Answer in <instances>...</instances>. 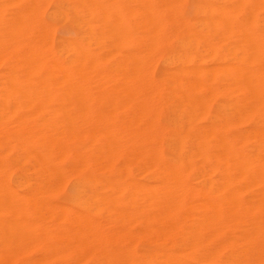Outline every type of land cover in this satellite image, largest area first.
Here are the masks:
<instances>
[{
  "label": "bare ground",
  "instance_id": "6f19581e",
  "mask_svg": "<svg viewBox=\"0 0 264 264\" xmlns=\"http://www.w3.org/2000/svg\"><path fill=\"white\" fill-rule=\"evenodd\" d=\"M5 1L6 0H4L3 3L8 4L10 0H7L8 2H5ZM17 1H18V4L13 3L12 1L10 3H13V4L17 5V7H19L18 11L16 9L15 10H16V12H18L17 14H20L21 17L19 15H17L16 13L14 14V17L17 18L16 16H18V17L22 18L24 15L26 17L21 19L22 22L18 21V24H16V22H14L16 25L11 22L12 25L13 26L15 25L17 27V26L23 24V28H24L26 26V24L23 23V20H25L24 22L27 23V20H28L27 18H29V17H30V20H31V18L33 19V22L28 20L30 23H32V24L36 23L34 21V18H33V16H34L33 13H35L34 11L41 9L43 4H45L46 2L44 0H41V2L44 1L42 3L41 7L36 8V10H35V9H32V7H34V8L36 7V6H34L35 4L33 5V3H34V1L36 2L38 0H17ZM57 1L58 0H56L55 2H57ZM87 1L82 0L81 3H83V2H84V4H85V2L89 3V1H91V0H87ZM92 1H95V0H92ZM97 1L98 0H96V2ZM113 1L118 2V0H111V3H113ZM145 1H146V3L144 4L143 9L142 10L140 9L139 11H140V13L142 11L141 16H144L145 22H148V25H149L148 31L146 30V33H145V34H147V39H146V36H145V40L143 39L146 42L141 43V41H143V40L140 41L139 40L140 37H138L137 34L135 35L134 47L132 48L131 52H130V50H128L129 71L127 70L128 64L126 66L122 61V60H124V62H125L123 55H120L122 58H118L117 61H119V60L122 61L121 65L124 64V67H125L124 69H126V70H122V68L119 66V63L117 64L118 65L117 66L116 62L114 61V64L116 65L115 66L113 63H111L112 61L110 62L113 65V67H116L117 71L120 69V72H118V73L120 74V77H122V78L119 77L118 73L115 75L116 70H114L115 68H113V67H112V69H113L112 73H111V70H110V72H108L105 69H103L102 67L101 68L106 73L101 69H99V71H98V68H96V66H97L96 63H99L100 61L98 62V60H97L98 58H95V60H94V57H92V56L97 55V53L95 55H93L92 53H94L95 51L90 52L89 49H87L86 52H89V53H87L89 55L91 53L90 57H92L91 58L92 60L88 59V58H90L89 55H86L85 57L82 56V57H84V59H87L88 61L91 60V61H89V63L91 62V64H89V66L81 64V63L85 62V61H83L84 59L82 60L81 63H79V61L81 60V57L80 58L78 57L79 59L77 58L76 59L77 61H75V63L77 62L78 64H80V65L76 64V65H78L76 68H74L76 65L72 67L71 64H70V66L72 68L68 67L67 66L68 61H66V60H64L65 65L60 63V61H58L59 59H56L53 56L51 48L49 46V44L51 45L52 40L50 43V39L48 38L49 44L47 43L48 45L46 44V45H43L44 47H42L41 40L40 41L36 40L35 42H33L31 40L33 38L30 39V38L26 37L25 35L22 34V32L20 34H18V36H17L14 33V30L12 29V27L8 25L9 21L7 20L8 21L7 25L9 26V28H7V30L10 31L9 32L10 35L14 34L12 36L15 37L14 41H13V39H11L10 42H12V43H10V42L8 43L9 45H11L9 50H10L11 54H13L11 51L17 50L16 56H18V57H14V58H18V60L16 59L18 61V64H16L15 59L12 58L13 56L10 54L11 60L15 61V62L13 61L15 65L12 64L13 62L12 63L10 62L9 65H11L12 68H15L14 66H16V65L18 67H16V70H17L15 72L16 75L13 76V78H11V80H13V82L15 81L14 82L15 87L13 85H12L13 87H11V85L8 84L9 82L7 83V85H8V87L10 86L9 90L11 88L14 89L13 93L17 95V98L14 97V99H13L12 96L10 98H8L10 93H11V90L9 91V93L7 95L6 94L8 92L7 91L8 89L6 88L7 85H5L6 87L4 88L6 90V92H5V90L0 89L1 92L2 91H3V93L5 92L4 94H2L0 92V97L2 95L1 100H2V98H3V100H5L4 98L6 97V95L8 96L6 98V100L8 102L5 100L6 101L5 105H7V106H5V108L9 107L10 102H12L14 104V105H11L12 107H10V110L12 111L11 113L9 112L8 108L7 109L4 108L5 110L2 107L0 108V110H1L0 112H2V110H4V111H7V113L4 112V114H7V115L9 114V116H6L3 114L5 116V118H3L4 116L2 117L3 121L5 122L4 119H6V121H7V118H8L9 122L7 121L8 122L7 127L11 126L13 124L12 125L13 128L12 129L7 128V130L9 129L8 131L6 130V128H3V129L1 128L0 130H2V133H3V131L5 129L7 131V135H8L7 138L9 137L10 140L12 138L16 139V141L18 143H16L14 140L15 143H13V144H14V146H15V144L16 145L18 144L15 147L16 148L18 147L17 151H20V152H18V154L21 153L19 156L20 157L22 156L24 160H26L27 158L32 159V164L29 165L30 167H33L32 165H35V166L37 165V167L39 168V174L37 173L39 180H37V182H35V184H34V187H32L33 184L31 185L29 183L30 180L27 181V179L21 175L22 177H19L18 179H16L17 182H16L15 186L21 187V188L25 189V191L22 194L19 193V191L16 192V190H14V188L11 186L10 182L7 180V179H9V178H7V174L10 171L9 170L10 168H8V166L10 167V165H7V168H6V166L3 164L4 160H3V162L0 160V264H5L6 263L5 261H8L6 259L8 257H9L8 259H10L9 261L12 262L11 256H13V259H14V257H15L14 255L22 253V252H20L22 248L25 251L27 248L25 249V247H23V246L27 243H29V245H30L31 242L35 243V244L32 243L33 246L37 245L39 247V249H41L43 252L49 254V256L50 255H51V257L53 256V258L54 257L62 258L64 256V254L67 253L68 250H72L73 252L75 250H77L76 251L77 253H78V250H81V252H82V250H86V251L88 250V251H97V253L99 252L100 255H103L102 257L105 259V264H121V262H119V261H121L123 258H125L126 251L129 252L128 249L130 247L127 246L128 249L126 248V250H124L125 247L124 248L122 247L123 250H121V249L116 250V249H107L106 246L105 247L102 246L103 241L105 242V240H109L110 238L114 237V235H112L111 232H109L110 229L108 230V228L106 227V225L108 226V224L110 222H107L108 224L107 223L104 224V222L101 221L102 225H100L101 222H99V220H101V219L97 220V218H95L93 216L92 210L95 211L96 209H93L92 206H91L92 209L90 208V206L84 205V207L82 209L74 210V209H71L68 205H67L68 207H65L66 205H64L63 203L62 204L57 203L55 198L52 197L53 194H56V192L58 193V190L55 189V188H57L56 186L58 185V181L61 180V182H63L65 180V178L63 176L65 175V177H66V174L73 176L76 180L75 195L73 198L79 204L88 203V202H91V204H92V202L93 203L99 202L100 205L101 204L104 205L107 203L108 204H110V203L115 204L118 202L124 203L126 206L124 205L123 209H122V207L115 206L117 204L113 205V206H115V208L110 207L109 205H107V207L112 208V212H114V213L116 212V216L118 215L117 217H119V215L123 214L122 215V218H123L124 214H127L124 217L128 218L129 217L128 214H131L132 216H134L136 218V221H137V219L140 221H143L144 226H143V229L140 230L141 231L140 233L146 234L150 231L154 232L156 234L155 237L159 238V240H162L163 242H165L171 238L173 240V245H175V246L180 245L179 244L180 235H181V232H183V231L189 232L188 233L189 235L196 234L198 236L200 233L205 232V231H207L208 234L210 233V235H213L215 233L214 228H216L218 226V225L216 226V224L214 225V222H216V223L219 222L220 225L223 224L222 226L225 229H229V231L233 232V234H234L233 238L236 237L237 239H239V242L237 243L239 246L238 249H240L242 252H244V256H247L248 259L250 256L249 262L252 259L251 256L253 254H257V252H258L257 250L264 245V193H263L264 190L261 189L262 187H264V150L262 149L264 147V66H263L264 64H261L263 67H260V68L258 67V69H252L253 67H251V66L249 67L248 64H246L247 68H243V67H246V65L243 64L244 66L242 67L241 66L242 64H239V67L241 66L240 68H242V69H239L238 65H237L238 63L237 64L231 63L232 65H230V63H227L228 64L227 66H229V67L225 66L226 64L223 63L224 65L223 64L222 65L226 68H230V70H231L230 66L233 67V65H234V68H232V72H227V70H226V72H223L224 68L220 69V70H222V72H220L218 70V72L220 74H219L218 80H216V82H214V81L209 82V83L204 82L203 78H202L204 75V71L189 72L188 70H186L187 67L184 71L185 72L184 74L178 75L172 79L171 84L160 83V82H158L159 80L154 81L152 78L153 76L151 75L152 71L151 72L148 71V70H150L149 66H153V65L147 64V66H148V68H147L146 63L151 62L153 57L151 56L152 54L150 55V53L153 52L152 50L158 44V40H159L160 35L162 33V30H163L162 29V23L160 21L161 20L160 14H159L160 11H162V10H160L161 9V8H159L160 6L158 7V5L155 4L153 0H145ZM255 1L256 0H254V2ZM0 2L2 3V1H0ZM41 2H38L39 4H37V6H39ZM117 2H116V4L119 6V4H118L119 2L118 3ZM120 2L122 3V0ZM3 3L0 5L2 6ZM248 3H249V0H234V3H232L231 5H226L225 7H221V8L218 7L219 11H217L218 10L217 8H213L214 10L217 9L216 10L217 16H215L216 18H215L214 22L219 27H222L223 29L229 30L231 32H232V30H234L233 32H235V30H238L240 32V30H241L240 34L242 35V38H240L239 37L240 35H239L237 37V41L239 39H243V41L244 40L248 41V42L244 43V44H247V46L250 44V46L256 45V47H258L264 42L261 33L260 34H257V32L254 33V31H252L251 28H247V26H246V28L244 27V29L243 28L241 29L240 25L236 22L235 17L233 15L234 5L235 6L236 5L243 6V5H246ZM59 4L61 5L60 1H59ZM136 4H138V3H136ZM57 5H58V2H57ZM90 5H93V3L89 4V6ZM98 5H99V3L97 4V6ZM120 5H122V4H120ZM128 5L126 4L127 7H129V8L132 7L131 4H130L131 6H128ZM197 5H199V4H197ZM200 5H202V4L200 3ZM261 5H262V3H261ZM55 6H56V4H55ZM238 6H237V8H238ZM254 6H256V4H254ZM9 7L11 8V5ZM75 7H77V6L75 5ZM75 7L72 8V10L75 9ZM79 7H81V6H79ZM200 7H202V6H200ZM200 7H198V9H200ZM212 7H216L215 4ZM4 8H5V6L3 7V9ZM88 8L89 7L87 6V9ZM92 8L94 9L96 7H92ZM92 8H90V9H92ZM116 8H117V6H116ZM118 8L120 9V7H118ZM129 8H127L128 10H125L126 13H124V14H126V15H124L123 18L128 16L127 11L129 12ZM132 8L136 9V11H137V9H139L138 6H137V8H135V7H132ZM163 8H165V7H163ZM237 8H236V10H237ZM84 9L85 10H82V8H81L80 12H82V11H84V13L87 12L86 8H84ZM205 9H207V8H205ZM249 9H251V7ZM8 10H9V8H8ZM8 10L4 9L5 12H7ZM31 10H33V11L31 12ZM0 11L2 12L1 7H0ZM121 11H123V10H121ZM121 11L117 10L116 13L120 14ZM139 11L137 12V14L140 16ZM240 11H241V9H240ZM12 12L14 13L15 11H12ZM30 12L32 15L30 14ZM40 12L41 11L39 10L38 13L40 14ZM57 12H54L55 15ZM90 12H92V11H90ZM90 12H88V14H90ZM134 12H135V10L133 11V13ZM258 12H260V10ZM114 13H115V11H114ZM234 13H236V12L234 11ZM28 14H30V15H28ZM74 14H76V13H74ZM117 14H116V16H117ZM129 14H130V12H129ZM244 14H245V12H244ZM244 14L242 13L243 16H244ZM57 15H59V14H57ZM82 15H84V14H82ZM108 15L109 16L111 15L112 18H114V16H115L113 13H110ZM121 15L123 16V14L118 15V17L115 16L117 19L116 20L117 23L114 21V19L111 18L113 20V23L115 22L114 24L110 22L111 19L108 16V21H109V22L107 21L108 25H109V23L111 24L112 27L115 25L114 26L115 29H116V27H118V24L120 26L121 21L119 23L118 20H120L119 18ZM0 16H3V15H0ZM85 16H87V15H85ZM141 16H140V18H138V21H139V19L141 20V18H142ZM9 17L12 18L13 15L12 16L9 15ZM61 17H62V15H61ZM245 17H246V14H245ZM253 17H255V16H253ZM58 18L59 17L57 16V19ZM0 19H2V18H0ZM4 19H5V16H4L3 20ZM60 19H62V18H60ZM84 19H86V17ZM87 19H89V18H87ZM5 20H4V22H6ZM205 20H206V18H205ZM210 20H212V19H210ZM258 20H257V22H258ZM29 22L27 24H30ZM71 22H73V21H71ZM79 22H80V20H79ZM90 22H92V21L90 20ZM162 22H163V20H162ZM47 23L45 24L46 26H47ZM204 23H205V21H204ZM82 24H84V23H82ZM116 24H117V26H116ZM123 24L125 25L124 28L126 27L125 29H127L125 21H123ZM4 25L0 24V26L2 28ZM106 25L104 26V27H106V28H104L105 33L108 32V28H109V27L107 28L108 25L107 26ZM129 25H130V23H129ZM164 25H165V23H164ZM176 25H177V23H176ZM263 25H264V23H263ZM15 26H14V28L16 29ZM31 26L34 27V25H31ZM31 26L28 25L27 29H29V27H31ZM96 26H98V25H96ZM111 26H110V28H111ZM136 26H137V24H136ZM5 27L3 28L4 29L3 32L6 33V36H8L6 38L7 39L6 41L8 42L10 40V38H12V37L9 35V33L5 32L6 31ZM19 27H21V26H19ZM48 27L46 29L49 30ZM51 27H52V25H51ZM85 27H88V25H85ZM131 27H130V29H131ZM39 28H40V25H39ZM80 28H81V26H80ZM179 28H177V30ZM135 29H137V28H135ZM209 29H210V27H209ZM20 30H22V29H20ZM38 30H40V29H38ZM24 31H25V29H24ZM43 31H44V28H43ZM126 31L127 30H125V33H123L121 27L117 28V33L122 32L123 34H121L120 36L122 37V35H124V37H126L125 39H127V37H128V34H127L128 31L127 32ZM183 31H185V30H183ZM238 31H237V33H238ZM92 32H94V30ZM109 32H110L109 34L114 33L113 31H110V30H109ZM209 32H211V31H209ZM49 34H47V35H49ZM88 34H89V32H88ZM126 34H127V36H126ZM131 34H132V32L130 33V35ZM163 34H164V32H163ZM217 34H219V33H217ZM132 35L134 36V34H132ZM176 35H177V32H176ZM101 36H102V34H101ZM107 36H108L107 38L110 39V36L109 35H107ZM116 36L117 35H115V37ZM95 37H96V35H95ZM99 37L100 36H98V34H97L96 39H98ZM105 37H106V35H105ZM90 38H92V37H90ZM90 38H88V39H90ZM131 38H133V37H131ZM99 39H101V38H99ZM102 39H103V37H102ZM0 40H1V37H0ZM17 40H18V42H17ZM106 40L108 41V39H106ZM119 40L121 41V39H119ZM233 40H235V38H233ZM15 41L17 42L18 45L15 44L16 43ZM112 41H110V42H112ZM240 41H238V42H240ZM101 42L104 43L103 40H101ZM101 42L99 41V43H101ZM116 42H118V41L116 40ZM159 42H160V40H159ZM1 43H2V41H1ZM108 43H109V41H108ZM216 43H217V40H216ZM76 44L80 45L79 42ZM105 44H107V43H105ZM63 45L64 44L62 42V46ZM79 45H77V47ZM110 45H112V44H108V47H110ZM113 45H114V47L117 46V44H114V43H113ZM1 46H2V44H1ZM17 46H18V48H17ZM73 46H74V44H73ZM73 46L71 48H73ZM229 46H228V48H230ZM232 46L233 45H231V47ZM236 46L237 45L235 44L234 48H236ZM12 47L17 48V49H14ZM75 47L76 46H74V48ZM94 47H96V46H94ZM97 47H98V45H97ZM104 47H105V45H104ZM256 47L254 49H256ZM100 48H101V46H100ZM105 48H107V47H105ZM244 48L245 47L243 46V50H246V48L245 49ZM2 49L0 50V52L2 51ZM68 49H69V47H68ZM206 49H207V47H206ZM237 49H239L238 46H237ZM64 50H65V48H64ZM100 50H103V49H100ZM104 50L106 52L108 49L107 50L104 49ZM112 50H116V51L114 52ZM112 50H111V52L108 50L107 54L110 53V56H111V54H114V53L117 54L118 51L116 48H114ZM125 50H127V49H125ZM240 50L241 49H239V51ZM257 50L259 51V49H257ZM77 51H78L77 54H82V52L80 53L79 50H75V52H77ZM91 51H92V49H91ZM228 51H229V49H228ZM239 51H237V52H239ZM209 52H210V49H209ZM240 52H242V50ZM249 52L250 51H248V54H249ZM158 53H156V55ZM253 53H254V51H252V54ZM148 54L151 56V59H150ZM257 54H260V53L258 52ZM13 55H15V53ZM98 55H99L98 57H101L103 54L100 53ZM168 55H169V53L167 54V56ZM249 55L251 57H249ZM249 55H247L249 57V59H252L253 55H251V53ZM147 56L149 58H147ZM153 56H155V55H153ZM179 56H181V54ZM206 56H208V55H206ZM2 57H5V56L3 55ZM68 57H67V59H68ZM107 57L109 59V56H107ZM154 58L156 59L157 57L155 56ZM178 58H181V57H177V59ZM253 58H255V56H253ZM64 59H66V58H64ZM71 59L75 60V57L74 56H73V58L70 57L68 59L69 62ZM114 59L116 60V58H114ZM226 59H228V57H226ZM245 59H247V58L245 57ZM1 60H3V59L1 58ZM258 61L260 62V60H258ZM72 62H70V63H72ZM185 62H187V61H185ZM66 63H67V65H66ZM263 63H264V61H263ZM72 64H74V62ZM111 64H110V68H111ZM161 64H163V63H161ZM12 65H14V66H12ZM219 65H220V63H219ZM254 65H255V63H254ZM94 67L96 68V70L93 69ZM204 67H206V66H204ZM216 67H218V66H216ZM235 67H237V69ZM86 68H87V71H86ZM99 68H100V66H99ZM152 69H153V67H152ZM190 70H192V69H190ZM230 70L228 69V71H230ZM233 70H234V72H233ZM9 71H8V76H6L5 78H7V77L9 78ZM96 71H98L97 73H99V74H97ZM102 71L106 75H104L102 73ZM123 71L129 72L126 79H129L130 84L129 83L126 84V86H127L126 88L124 85V87L121 90V93H120V91L117 93L118 89H120V88L118 86H116L114 88L115 84H117V82L114 83V80L116 78L118 80L120 79L119 82L121 81V79L124 80V77L126 74ZM186 71H188V72H186ZM4 72H6V70H4ZM121 72H123V73H121ZM108 73H109V76H108ZM0 74H2V73L0 72ZM4 74L5 73H3V75H1V76L4 77L5 75H7V74H5V75ZM112 74L115 75L114 78H113ZM121 74L122 75L124 74V77ZM12 75H13V71L11 72V77H12ZM110 76H111V80H112L111 82L112 83L109 84V83H107V80H108V82L110 81L109 80ZM2 77H1V79H2ZM103 79H104V81H103ZM6 80H8V79H6ZM0 84H1V82H0ZM111 84H114V86ZM108 85L110 86V88ZM120 85H121V82H120ZM1 86H2V84L0 85V87ZM111 86L113 87V90H115L118 87L116 89V92L112 91ZM113 93H115L117 95L120 93L121 97H119L120 94L118 96H116V97H119L120 100H119V98L117 100L114 99L116 97H115V95H113ZM3 95H4V97H3ZM11 95H13V94L11 93ZM10 99H11V101H10ZM15 99H17V100H15ZM18 100H20V102ZM17 101H18V103H17ZM0 103H3V102H0ZM168 103L172 107L171 113H170V116L168 117V119L166 120L165 125H161L159 120H158V110L162 106H164L165 104H168ZM0 106H1V104H0ZM211 106H213V108H215V112L213 115L210 116L209 109ZM12 108H14V109L12 110ZM25 110H27V113L28 112L29 113L26 114V112H25V114H24L23 112ZM118 111L121 113L122 116L120 114H118L119 113ZM16 112L18 113V115L16 117V114H15V117H16V121H15V119L12 117H14L13 114ZM10 114H12V117H10L11 116ZM0 116H2V113L0 114ZM11 118H12V121L14 119L13 122L10 121ZM206 118H208L207 122L201 123L203 121V119H206ZM3 121H2V119L0 120V126L1 125L5 126V123H3ZM243 122H251L252 127L250 130H248V132L246 134L243 135L242 139L243 140L252 139L255 142L256 147H258L257 149L252 150L248 154H244V152H242L240 149H238L236 147L234 142L236 140L237 135H234L231 133L232 127H234L237 124H241ZM10 123H11V125H9ZM238 127H240V125H238ZM243 130H246V129L244 128ZM241 132H243V131H241ZM4 139L5 138H3V140ZM252 140H250V142H252ZM5 142H6V139H5ZM163 143H165L169 146L168 156L164 155V152L162 149ZM0 146H2L1 143H0ZM9 147H11V146H9ZM14 150H16V149H14ZM7 151H8V149H7ZM15 154H17V153H15ZM3 157H4V155H3ZM31 159H30V161H31ZM10 160H11V157H10ZM18 160L20 161L21 159H18ZM27 160H29V159H27ZM116 160H121L123 166L127 170H129V167L131 165H135V164L139 165L140 164L141 169L145 172H150L152 174V176L150 179H138V178H133V177L128 176V178L125 180H120V179L114 180V179H111V178L106 177L104 175L97 174L95 172V170L97 168L99 170H112L113 165H114ZM195 160H199L202 164L201 165L202 167L210 168V170L212 169V170L221 171L223 174L220 175L221 176L220 178L222 179L220 182L224 181L225 182V184H223L224 186L226 184H227V186L228 185L231 186L233 183L235 184L236 182H237V184H235V185L237 186L238 182L244 181V182L250 183L251 187L249 189H251L252 183L253 184L254 183H256V184L262 183L263 186L259 185V184H258L259 186L256 184L253 185V186L256 185V187H258V189L260 188L261 191L263 190L261 192L262 194L258 196L259 197V205L255 204L256 206L255 207L252 206V207H254L252 209H251V205H253V204L248 203L250 206L245 205L243 199L241 198V196L238 192V190L240 188L238 189L237 187L239 185L234 188V190L237 188L236 191L238 192V194H237V192H235V193L229 192V191L227 192L224 189H223L224 193L221 190L222 194L216 195V196L211 194V193H204V195L202 194V196H203L202 198L207 203L205 205V207H207V208L205 209L206 211H204V212H207L206 216H209V218H208L209 220L207 219L206 216H204V217L207 220L204 219L203 216H201L202 219L200 218V216L199 217L195 216L196 218H198V219L200 218L201 220L200 219H199L200 221L195 220L198 222L196 224H195V221L192 223L190 222V224H192V227L195 226L194 228H192L194 230L189 231L190 230L189 229L187 231L183 230L180 232V224H181L179 222L180 221V211H181V208L183 207L182 205L185 204V202L184 203L182 202V200L184 198H182V200L180 198L182 196V188H183L182 186L183 185L186 186L184 184V182L186 180V179L184 180L186 171L189 169L200 168V166L195 163ZM21 161H23V160H21ZM33 161L35 162V164H33L34 163ZM15 162H16V160H15ZM16 163H18V161ZM23 163H24V161H23ZM30 163L31 162H29V164ZM12 164H13V166H12V168H13L14 163H12ZM21 165L19 167H21ZM26 166H28V165H26ZM23 167H25V166H23ZM119 167H121V166H119ZM26 168H28V167H26ZM33 168L36 169V167H33ZM125 168L122 167V169H125ZM6 169H8L7 173L5 171ZM118 169H120V168H118ZM12 170H14V169H12ZM21 170H22V168H21ZM28 170L29 169H27V171ZM31 172H32V169H31ZM35 172H33L32 174H34ZM37 172H38V170H37ZM123 172H125V171H123ZM5 173H6V176H5ZM16 174L17 175H15V176H18V173H16ZM196 176L194 177V179L196 178ZM62 177L64 178L63 181H62ZM61 182L59 181V183H61ZM217 182H219V180H217ZM31 183H33V182H31ZM12 184H15V183H12ZM187 184L190 185L189 182ZM219 184H221V183H219ZM60 185H62V183ZM60 185H58V188L60 187V189H61ZM188 185H187V188H188ZM53 186L55 188H53ZM193 186L194 185H192V183H191L190 189ZM51 187L53 188L52 189L53 194H49L51 192L50 191ZM233 187H232V189H233ZM239 187H242V189H243L242 185H240ZM245 187L243 189L244 191H245ZM256 187H254V189H256ZM184 188H183V190H184ZM187 188H185V189L187 190ZM193 189L195 190V193H196L197 189H199V188L194 187ZM187 191H189V190H187ZM230 191H232V190H230ZM183 192H185V190ZM191 192H193V190ZM211 192H213V191H211ZM241 192H242V190H241ZM252 193H253V191H251V193H250L252 197L248 196L247 198H245L247 200V202L249 200H250V202H253L254 200L256 201L258 199V197H256V199H255V197L252 195ZM254 193L257 194V191ZM184 194L186 195V193H184ZM189 194H190V191L188 193V196H189ZM185 195H184V197H185ZM195 196H196V194H195ZM191 198L193 199V197H191ZM187 200H188V198H187ZM29 201L32 202V204L29 205V208L33 211V212L31 211V214L36 213V212L41 213L42 209L44 211V209L46 208L43 206V204H44V205H47V210H49V212H51L52 214H57V216L59 218L61 217L62 220H63L64 216L65 217L69 216L72 219L73 223L68 224L69 220H67V225H65L64 222H63V224L51 222L52 223L51 224L48 221H46V222L49 224H47V223L43 224V221L41 224H36V223H39L37 220L36 221L34 220L35 223H34V221H33V223L30 221V223H29V220H28L29 218L27 219L26 217H23V214H24V216H26V212L28 210V207H26L24 203L29 202ZM188 201H190V200H188ZM196 201L200 202L198 199ZM191 202H192V200H191ZM195 202H193V203H195ZM247 202H246V204H247ZM181 203H182V205H181ZM256 203H257V201H256ZM189 204H191V203H189ZM95 205H93V207L97 208ZM194 205H196V204H194ZM186 206H187V204H186ZM196 206H198V205H196ZM201 206H202V204L200 205V208H201ZM108 208H107L108 211L106 210L107 212H109V210H110V208L109 209ZM47 210H45L44 212H46ZM197 210H199V209H197ZM24 211H26V212L24 213ZM22 212H23V214H22ZM44 212H42V213H44ZM200 213L205 214L203 212H200ZM17 214L18 215L22 214L21 219L20 218H19V220L16 219L18 217ZM47 214H48V212H47ZM52 214H49V216L50 215L53 216ZM33 215H34V218L36 217L38 219V217L35 214H33ZM11 216H13V217L15 216V219L11 218ZM54 216L57 218L56 215H54ZM42 217L43 216H41V219H42ZM53 217H52V219L55 220V218H53ZM109 217H111V216L109 215ZM117 217H116V219H117ZM189 217L190 216L188 215V219H189ZM70 218H68V219H70ZM126 218H123L124 221ZM30 220H31V218H30ZM118 220H120V219L118 218ZM219 220H223V223H221L222 221H219ZM130 221H129V223H130ZM57 222H59L58 219H57ZM110 224H112V223H110ZM121 224H124V223H121ZM131 224H132V222L130 224H126V225L128 226ZM208 225L210 227H208ZM238 225H240V226L235 228V226H238ZM214 226H216V227H214ZM189 227H191V225ZM110 228L117 230V228H112V227H110ZM124 228H125L124 226H123V228H120V229L124 230V231H121L122 234L120 236L126 235V239H127V235H129L131 233H129L130 232L129 230H127L126 228L124 229ZM192 232H193V234H192ZM133 233H134V231H133ZM216 233L218 236V234H219L218 231ZM134 234L136 235V233H134ZM185 235H186V233H185ZM132 238L134 239L135 237H132ZM207 239L209 240V238H207ZM237 239L235 240V242L237 241ZM186 240H189L188 237H186ZM229 240H230V242H232L231 240H234V239L231 238ZM135 241L136 240H134L133 243H135ZM128 242H129V240H128ZM101 243H102V245H101ZM202 243H203V241H202ZM189 244H190V242H189ZM27 245H26V247H27ZM33 246L30 245L28 247L33 248ZM132 246H133V244H132ZM262 248L264 249V247H262ZM215 249H216V247H215ZM205 250H206V248H205ZM132 251L133 250H130V252H132ZM160 251H161L160 252L161 259L160 258L158 259V260H161V261H159L160 264H184L185 263V261H183L179 255L174 254L173 252L169 251L167 247H163L162 249H160ZM207 251H209V250H207ZM26 252H29V249H28V251H25V254H26ZM140 254H142V252ZM9 255H11V256H9ZM263 255H264V251H263ZM38 256H40V255H38ZM47 256H44V257H47ZM76 256L77 255H75V257ZM126 256H128V253ZM235 256H237V255H235ZM253 256H256V255H253ZM16 257L19 258V255ZM130 257H132V256H130ZM239 257H241V255ZM39 258L41 260V257H39ZM203 258H205V257H203ZM243 258H245V257H242V259ZM247 258H245V260ZM253 258H257V256L253 257ZM62 259H64V258H62ZM99 259H101V258H99ZM43 260H44V258H43ZM46 260H47V258H46ZM64 260H61V261H64ZM80 260H81V256H80ZM199 260H201V259H199ZM258 260H260V259L258 258ZM13 261H15V260H13ZM32 261H33V259H32ZM32 261H31V263H28V261H27V263L28 264H34ZM36 261H34V262L36 263ZM140 261L141 260H139V262ZM154 261H155V259H154ZM240 261H243V260H240ZM256 261H257V259H256ZM39 262H41V261H39ZM52 262H54V261H52ZM72 262L74 263V260ZM236 262H239V261H236ZM249 262H248V264H249ZM19 263H20V261H19ZM46 263H48V262H46ZM50 263H51V261H50ZM155 263H157V262H155ZM155 263H153V264H155ZM187 263L188 262H186V264ZM217 263H219V262H217ZM9 264H11V263H9ZM44 264H45V262H44ZM123 264H124V262H123ZM141 264H143V263H141ZM228 264H230V263H228Z\"/></svg>",
  "mask_w": 264,
  "mask_h": 264
},
{
  "label": "rangeland",
  "instance_id": "374dc122",
  "mask_svg": "<svg viewBox=\"0 0 264 264\" xmlns=\"http://www.w3.org/2000/svg\"><path fill=\"white\" fill-rule=\"evenodd\" d=\"M0 1H2V3L4 2V0H0ZM13 2V3H17L18 4V1L16 2L15 0L13 1V0H10L9 1V3L7 4H4L3 3V5L1 6L0 5V7H1V9H2V12L0 11V15H3V16H0V18H2V19H0L1 21H0V24H2V25H4L3 26V28L5 27L6 29V31L5 32H7V33H9L10 31H8L7 30V28H9V26H11L12 27V29L14 30V33L18 36V34H20L21 32H22V34L23 35H25L26 37H28V38H33V39H31L33 42H35L36 40H41V44H42V47H44L43 45H46L47 43H48V38L50 39V43H51V40H52V43H51V45L49 44V46H50V48H51V51H52V54H53V56L56 58V59H59L58 61H60V63H62V64H64L65 62H64V60H66V61H68V65H67V63H66V65L68 66V67H70V68H72L73 66H75L76 64H78L77 62L75 63V61H77L76 59L79 57H81V60L79 61V63H81L82 62V60L84 59V57L86 56V55H89V54H87V53H89V52H86V50L87 49H89L90 50V52H94V53H92L93 55H95L96 53H97V55H95V56H92V57H94V60H95V58H98L97 60H98V62L99 63H96V65L98 66H96V68H98V71H99V69H101V70H103V69H105L106 71H108V72H110V70H111V73H112V71H113V69H112V67H113V65L111 64V63H113L114 64V61L116 62V65L119 63V66L122 68V70H126V69H124L125 67H124V64L127 66V64H128V66H127V70L129 71V54H128V50H130V52L132 51V48L134 47V41H135V35L137 34L138 35V37H140V41L141 40H145V36H146V39H147V34H145L146 33V30L148 31V27H149V25H148V22H145V18H144V16H141V13H142V11H141V13H140V9L142 10L143 9V6H144V4L146 3V1L145 0H122V3L120 2L121 0H118V2L117 1H113V3H111V0H98L97 2H96V0L95 1H89V3H87V2H85V4H84V2L83 3H81L82 2V0H58L57 2H58V5H57V2H55L56 0H44L46 3L45 4H43V6L41 7V5H42V3L44 2V1H42L41 2V0H38V1H34V3H33V5L34 6H36L35 8L34 7H32V9H35L36 10V8H40L41 7V9H38V10H36V11H34L35 13H33V18H34V21L36 22V23H34V24H32V23H30L28 20H30V17L29 18H27L28 20H27V23L29 22L30 24H27V23H25L24 21L25 20H23V23L24 24H26V26L23 28V24H21V25H19V26H21V27H19V26H15L16 24H18V21H20V22H22L21 21V19H23V18H25L26 16L24 15L22 18H20L21 16H20V14H17L18 12H16V10L18 11V9H19V7H17V5H15V4H13V3H10V2ZM59 1L61 2V5L59 4ZM74 3H73V2ZM84 1V0H83ZM154 1V3L155 4H157L158 5V7L159 8H161L160 10H162V11H160V21H161V23H162V33H161V35H160V38H159V40H160V42H159V40H158V44L154 47V49L152 50L153 52L152 53H150V55L154 58L155 56L157 57L155 60L152 58V60H151V62H147L146 63V66H147V64L148 65H153V66H149V69L150 70H148L149 72H151L152 71V73H151V75L153 76L152 78H153V80L154 81H157V80H159L158 82H160V83H166V84H171L172 83V79L174 78V77H176V76H178V75H182V74H184L185 72V69H186V67H187V69L186 70H188L189 72H198V71H204V75H203V81L204 82H206V83H209V82H216V80H218V76H219V72H218V70L220 71V72H222V70H220V69H222V68H224L223 70V72H226V70H227V72H232V68H234V65H233V67L232 66H230L231 67V70H230V68H226V67H224L223 65L224 64H226L225 66H227L228 64L227 63H230V65H232L233 63L235 64H237L238 65V68L239 69H242V68H240L241 66L243 67L244 65H246V64H248L249 65V67L251 66V67H253L252 69H258V67L260 68V67H263L261 64H264L263 63V61H264V42L260 45V46H258V47H256V45L255 46H250V44L247 46V44H244V43H246V42H248V41H243V39H239L238 41H240V42H238L237 41V37L239 36L240 38H242V35L240 34L241 33V30H240V32L238 31V30H235V32H233L234 30H232V32L231 31H229V30H225V29H223L222 27H219L215 22H214V20H215V16H217V11H219V8H221V7H225L226 5H231L232 3H234V0L232 1V0H153ZM156 1V2H155ZM178 1V2H177ZM181 1V2H180ZM5 2H8L7 0L5 1ZM38 2H41L40 3V5L39 6H37V4H39ZM54 2V3H53ZM96 4H95V3ZM116 2L119 4V6L116 4ZM127 2V3H126ZM158 2V3H157ZM167 2V3H166ZM1 2H0V4H2ZM53 3V4H52ZM81 3V4H80ZM93 3V5H90L89 6V4H92ZM99 3V5L97 6V4ZM102 3V4H101ZM125 3V4H124ZM136 3H138V4H136ZM180 3V4H179ZM200 3L202 4V5H200ZM219 3V4H218ZM261 3H262V5H261ZM55 4H56V6H55ZM66 4V5H65ZM71 4V5H70ZM83 4V5H82ZM95 4V5H94ZM106 4V5H105ZM120 4H122V5H120ZM126 4L128 5V6H131L132 5V7H135V8H137V6L139 7V9H137V11H136V9H134V8H132V7H127L126 6ZM131 4V5H130ZM140 4V5H139ZM174 4V5H173ZM197 4H199L200 6H202V7H200L199 5H197ZM215 4V6L216 7H212L213 5ZM253 4V5H252ZM254 4H256V6H254ZM264 0H256L255 2H254V0H249V3L248 4H246V5H243V6H238V5H234V11L236 12V13H234V11H233V15H234V17H235V20H236V22L240 25V27H241V29L243 28L244 29V27L246 28V26H247V28H251V30L252 31H254V33H256L257 32V34H260L261 33V35H262V37H263V41H264V25H263V23H264ZM11 5V8L9 7ZM75 5L77 6V7H75ZM134 5V6H133ZM142 5V6H141ZM197 5V6H196ZM210 5V6H209ZM5 6V10H8V8H9V10L7 11V12H5L4 11V9H3V7ZM19 6V5H18ZM45 6V7H44ZM75 7V9H73L72 10V8H74ZM79 6H81V7H79ZM83 6V7H82ZM87 6L89 7L88 9H87ZM116 6H117V8H116ZM124 6V7H123ZM179 6V7H178ZM237 6H238V8H237ZM246 6V7H245ZM251 7V9H249L250 7ZM13 7V8H12ZM44 7V8H43ZM61 7V8H60ZM92 7H96V8H92ZM98 7V8H97ZM118 7H120V9L118 8ZM141 7V8H140ZM163 7H165V8H163ZM198 7H200V9H198ZM219 7V8H218ZM241 7V8H240ZM30 8V7H29ZM43 8V9H42ZM77 8V9H76ZM79 8V9H78ZM81 8H82V10H85L84 8H86V10H87V12H85L84 13V11H82V12H80L81 11ZM90 8H92V9H90ZM113 8V9H112ZM127 8H129V12H130V14H129V12L127 11V17H125V18H123L124 17V15H126V14H124V13H126L125 12V10H128ZM173 8V9H172ZM205 8H207V9H205ZM209 8V9H208ZM213 8H217L216 10H214ZM236 8H237V10H236ZM247 8V9H246ZM13 9V10H12ZM16 9V10H15ZM31 9V8H30ZM68 9V10H67ZM135 10V12L133 13V11ZM240 9H241V11H240ZM39 10L41 11L40 12V14L38 13L39 12ZM76 10V11H75ZM78 10V11H77ZM89 10V11H88ZM117 10H119V11H121V10H123V11H121V13L120 14H123V16L121 15L120 16V20H118L119 21V23H120V21H121V23H120V26H119V24H118V27H116V29H115V25L112 27L111 26V24L109 23V25L111 26V28H110V26L108 25V23H107V21H108V14H110V13H113L115 16H116V11ZM204 10V11H203ZM209 10V11H208ZM260 10V12H258V11ZM12 11H15L14 13L12 12ZM33 10H31V12H32ZM50 11V12H49ZM58 11V12H57ZM65 13H64V12ZM90 11H92V12H90ZM99 11V12H98ZM114 11H115V13H114ZM139 11V14H140V16L142 17L141 18V20L139 19V21H138V18H140V16L137 14V12ZM201 11V12H200ZM27 12V11H26ZM31 12H30V14H31ZM52 12V13H51ZM54 12H57L56 13V15H55V13ZM60 12V13H59ZM78 12V13H77ZM88 12H90V14H88ZM244 12H245V14H246V17H245V14H244ZM247 12V13H246ZM7 13V14H6ZM12 13V14H11ZM17 14V15H19L20 17H18V16H16L17 18H15L14 17V14ZM74 13H76V14H74ZM133 13V14H132ZM242 13L244 14V16L242 15ZM30 14H28V15H30ZM57 14H59V15H57ZM62 15V17H61V15ZM82 14H84V15H82ZM120 14H117V16L116 17H118V15H120ZM137 14V15H136ZM144 14V13H143ZM205 16H204V15ZM240 14V15H239ZM248 14V15H247ZM258 16H257V15ZM9 15L10 16H12L13 15V17L11 18V17H9ZM32 15V14H31ZM41 15V16H40ZM66 15V16H65ZM70 15V16H69ZM85 15H87V16H85ZM112 15V14H111ZM111 15L109 16V18L111 19L112 17H111ZM133 15V16H132ZM4 16H5V21L6 22H4V20H3V18H4ZM57 16L59 17L58 19H57ZM64 16V17H63ZM82 16V17H81ZM86 17V19H84L85 17ZM100 16V17H99ZM114 16V18H112V19H114V21L116 22V17ZM207 16V17H206ZM253 16H255V17H253ZM32 17V16H31ZM52 17V18H51ZM137 17V18H136ZM206 18V20H205V18ZM254 19H253V18ZM257 17V18H256ZM260 17V18H259ZM263 17V18H262ZM44 20H43V19ZM57 20H56V19ZM60 18H62V19H60ZM87 18H89V19H87ZM166 18V19H165ZM242 18V19H241ZM36 19V20H35ZM109 19V20H110ZM111 19V23H113V20ZM126 19V20H125ZM144 19V20H143ZM187 19V20H186ZM195 19V20H194ZM197 19V20H196ZM210 19H212V20H210ZM244 19V20H243ZM259 19V20H258ZM9 22H8V21ZM39 20V21H38ZM56 20V21H55ZM79 20H80V22H79ZM85 22H84V21ZM90 20L92 21V22H90ZM128 20V21H127ZM162 20H163V22H162ZM202 20V21H201ZM257 20H258V22H257ZM30 21H32L33 22V19L31 18V20ZM71 21H73V22H71ZM78 21V22H77ZM89 21V22H88ZM123 21H125V24H126V26H127V29H125L124 28V24H123ZM136 21V22H135ZM144 21V22H143ZM199 21V22H198ZM204 21H205V23H204ZM7 22H8V25H7ZM13 24H15L14 22H16V24L14 25L15 27H16V29L14 28V26L12 25V23ZM40 22V23H39ZM48 22V23H47ZM84 23V24H82V23ZM87 22V23H86ZM95 22V23H94ZM109 22V21H108ZM114 22V23H115ZM140 22V23H139ZM193 22V23H192ZM246 22V23H245ZM38 23V24H37ZM47 23V26L45 25ZM50 23V24H49ZM78 23V24H77ZM93 23V24H92ZM113 23V24H114ZM117 23V22H116ZM129 23H130V25H129ZM145 25H144V24ZM164 23H165V25H164ZM176 23H177V25H176ZM37 24V25H36ZM49 24V25H48ZM54 24V25H53ZM74 24V25H73ZM82 24V25H81ZM100 24V25H99ZM108 26H107V25ZM112 24V25H113ZM136 24H137V26H136ZM147 24V25H146ZM203 24V25H202ZM28 25L29 26H31V25H34V27L33 26H31V27H29V29H27L28 28ZM39 25H40V28H39ZM51 25H52V27H51ZM85 25H88V27H85ZM96 25H98V26H96ZM107 26V28H108V32H106L105 33V31H104V28H106V27H104V26ZM164 25V26H163ZM180 25V26H179ZM49 26V27H48ZM80 26H81V28H80ZM116 26H117V24H116ZM132 26V27H131ZM180 28H179V27ZM210 27V29H209V27ZM49 28V30L48 29H46V28ZM101 27V28H100ZM119 27H121V29H122V32L123 33H125V30H127L128 31V37H127V39H125L126 37H124V35H122V37L120 36L121 34H123L122 32H118L117 33V28H119ZM130 27H131V29H130ZM145 27V28H144ZM0 37H1V40H0V50L2 49V51L0 52V72L2 73V74H0V79H1V75H3V73H5V74H7V75H5L4 77H2V79L0 80V82H1V84H2V86L0 87V89L1 90H5L4 88L6 87L5 85H7V83L8 84H10L11 85V87H15V81L13 82V80H11V78H13V76H15L16 74H15V72L17 71L16 70V67H18L17 65L16 66H14L15 64H14V62L16 63V64H18V58H14V57H18V56H16L17 55V50H15V51H11L13 54L15 53V55H13V54H11L10 53V46L11 45H9L8 43L11 41V39H13V41L15 40L14 38L15 37H13L12 35H14V34H12V35H10V33H9V35L12 37V38H10V40L7 42L6 40V38L8 37V36H6V33H4L3 32V28L0 26ZM37 28V29H36ZM43 28H44V31H43ZM55 28V29H54ZM87 28V29H86ZM135 28H137V29H135ZM177 28H179L178 30H177ZM20 29H22V30H20ZM24 29H25V31H24ZM38 29H40V30H38ZM112 29V30H111ZM79 30V31H78ZM94 30V32H92ZM96 30V31H95ZM109 30L110 31H113L114 33L113 34H109L110 32H109ZM120 30V29H119ZM135 30V31H134ZM183 30H185V31H183ZM32 31V32H31ZM107 31V30H106ZM126 31V32H127ZM145 31V32H144ZM209 31H211V32H209ZM237 31H238V33H237ZM17 32V33H16ZM34 32V33H33ZM88 32H89V34H88ZM92 32V33H91ZM98 32V33H97ZM132 32V34H134V36L131 34L130 35V33ZM134 32V33H133ZM144 32V33H143ZM163 32H164V34H163ZM176 32H177V35H176ZM228 32V33H227ZM26 33V34H25ZM51 35H50V34ZM94 33V34H93ZM105 33V34H104ZM143 33V34H142ZM166 33V34H165ZM215 33V34H214ZM217 33H219V34H217ZM236 33V34H235ZM2 34V35H1ZM47 34H49V35H47ZM81 34V35H80ZM89 36H88V35ZM97 34H98V36H100L99 38H101V39H96L97 38ZM101 34H102V36H101ZM127 34H126V36H127ZM143 36H142V35ZM234 34V35H233ZM8 35V34H7ZM38 37H37V36ZM45 35V36H44ZM95 35H96V37H95ZM105 35H106V37H105ZM107 35H109L110 36V39L109 38H107L108 36ZM115 35H117L116 37H115ZM141 35V36H140ZM165 35V36H164ZM170 35V36H169ZM6 36V37H5ZM16 36V37H17ZM78 36V37H77ZM164 36V37H163ZM183 36V37H182ZM43 37V38H42ZM51 37V38H50ZM90 37H92V38H90ZM95 37V38H94ZM102 37H103V39H102ZM115 37V38H114ZM131 37H133V38H131ZM142 37V38H141ZM88 38H90V39H88ZM94 38V39H93ZM131 40H130V39ZM163 38V39H162ZM233 38H235V40H233ZM18 39V38H17ZM59 39V40H58ZM76 39V40H75ZM106 39H108V41H109V43H108V41L106 40ZM118 41V42H116V40ZM119 39H121V41L119 40ZM124 39V40H123ZM162 39V40H161ZM63 40V41H62ZM70 40V41H69ZM98 40V41H97ZM101 40H103L104 41V43L103 42H101ZM113 40V41H112ZM123 40V41H122ZM129 40V41H128ZM141 41V43H145L146 41ZM216 40H217V43H216ZM226 40V41H225ZM1 41H2V43H1ZM99 41L101 42V43H99ZM110 41H112V42H110ZM128 41V42H127ZM131 41V42H130ZM133 41V42H132ZM235 41V42H234ZM243 41V42H242ZM16 42V41H15ZM14 42V43H15ZM17 42H18V40H17ZM17 42L15 43V44H17ZM62 42H63V46H62ZM80 43V45L79 44H76V43ZM10 43H12V42H10ZM90 43V44H89ZM105 43H107V44H105ZM113 43L114 44H117V46H115L114 47V45H113ZM119 43V44H118ZM208 43V44H207ZM233 43V44H232ZM1 44H2V46H1ZM47 44V45H48ZM73 44H74V46H76L75 48H74V46H73ZM87 44V45H86ZM101 44V45H100ZM108 44H112V45H110V47H108ZM123 44V45H122ZM233 45L232 47H231V45ZM237 45L238 46V48L239 49H241L242 50V52H240L239 51V49H237V46H236V48H234V45ZM13 45V44H12ZM18 45V44H17ZM77 45H79L78 47H77ZM97 45H98V47H97ZM104 45H105V47H107V48H105L104 47ZM230 45V46H229ZM14 46V45H13ZM73 46V48H71ZM94 46H96V47H94ZM100 46H101V48H100ZM218 46V47H217ZM228 46L230 47V48H228ZM243 46L246 48V50H243ZM248 48H247V47ZM46 47V46H45ZM48 47V46H47ZM68 47H69V49H68ZM121 47V48H120ZM206 47H207V49H206ZM241 47V48H240ZM256 47V49H254ZM263 47V48H262ZM12 48H14V47H12ZM17 48H18V46H17ZM17 48H14V49H17ZM64 48H65V50H64ZM79 48V49H78ZM111 48V49H110ZM114 48H116L117 49V51L120 53H118L117 52V54L116 53H114V54H111V56H110V53H108L107 54V52H108V50L111 52V50L112 49H114ZM131 48V49H130ZM158 48V49H157ZM244 48V49H245ZM13 49V50H14ZM68 49V50H67ZM79 50V52L81 53L82 52V54H77L78 53V51L77 52H75V50ZM91 49H92V51H91ZM97 49V50H96ZM100 49H103V50H100ZM104 49H108L106 52H105V50ZM125 49H127V50H125ZM209 49H210V52H209ZM225 49V50H224ZM228 49H229V51H228ZM251 49V50H250ZM257 49H259V51L257 50ZM5 50V51H4ZM120 50V51H119ZM112 51H116V50H112ZM159 53H158V52ZM228 51V52H227ZM237 51H239V52H237ZM248 51H250L249 52V54L251 53V55H253V56H255V58H253V56H252V59H249V57H251L249 54H248ZM252 51H254V53L252 54ZM261 51V52H260ZM62 52V53H61ZM84 52V53H83ZM129 52V53H130ZM181 52V53H180ZM256 52V53H255ZM260 53V54H257V53ZM100 53H102L103 55L101 56V57H98L99 55L98 54H100ZM156 53H158L157 55L159 56H157L156 55ZM169 53V55L167 56V54ZM212 53V54H211ZM226 53V54H225ZM8 54V55H7ZM13 56L12 58H14L15 59V61L14 60H11V55ZM72 54V55H71ZM116 54V55H115ZM126 54V55H125ZM181 54V56H179ZM183 54V55H182ZM246 54V55H245ZM255 54V55H254ZM257 54V55H256ZM5 56V57H2V56ZM90 55H91V53H90ZM90 55H89V57H90ZM106 55V56H105ZM120 55H123V58L125 59V62H124V60H122L123 61V63L124 64H122L121 65V63H122V61H117L118 60V58H122ZM149 55V54H148ZM149 55V57H150V59H151V56ZM153 55H155V56H153ZM206 55H208V56H206ZM236 55V56H235ZM247 55H249V57L247 56ZM62 56V57H61ZM69 56V57H68ZM73 56L75 57V60H73V59H71L70 60V62H74V64H72V63H70L69 62V58L70 57H72L73 58ZM82 56H84V57H82ZM107 56H109V59H108V57ZM118 56V57H117ZM8 57V58H7ZM67 57H68V59H67ZM88 57V56H87ZM92 57H90V58H88V59H91ZM103 57V58H102ZM127 57V58H126ZM148 56H147V58H149ZM168 57V58H167ZM176 57V58H175ZM177 57H181V58H178L177 59ZM184 57V58H183ZM207 57V58H206ZM226 57H228V59H226ZM245 57L247 58V59H245ZM1 58L3 59V60H1ZM64 58H66V59H64ZM78 58V59H79ZM101 58V59H100ZM114 58H116V60L114 59ZM8 59V60H7ZM17 59V60H16ZM106 59V60H105ZM181 61H180V60ZM7 60V61H6ZM92 60V59H91ZM91 60H89V61H91ZM102 60V61H101ZM109 60V61H108ZM170 60V61H169ZM213 60V61H212ZM245 60V61H244ZM258 60H260V62L258 61ZM14 61V62H13ZM83 61H85L84 63H81V64H83V65H87V66H89V64H91V62L89 63V61L87 60V59H84ZM107 61V62H106ZM112 61V62H111ZM185 61H187V62H185ZM254 61V62H253ZM7 62V63H6ZM12 63V64H14V65H12V66H14L15 68H12L11 67V65H9V63ZM93 62V61H92ZM111 62V63H110ZM262 62V63H261ZM161 63H163V64H161ZM173 63V64H172ZM219 63H220V65H219ZM224 63V64H223ZM232 63V64H231ZM254 63H255V65H254ZM7 64V65H6ZM70 64H71V66H70ZM109 64V65H108ZM110 64H111V68H110ZM168 64V65H167ZM177 64V65H176ZM179 64V65H178ZM217 64V65H216ZM223 64V65H222ZM239 64H242L240 67H239ZM244 64V65H243ZM65 65V64H64ZM78 65H80V64H78ZM78 65H76L74 68H76ZM115 65V64H114ZM115 65V66H116ZM173 65V66H172ZM222 65V66H221ZM258 65V66H257ZM261 65V66H260ZM82 66V65H81ZM94 66V65H93ZM99 66H100V68H99ZM118 66V65H117ZM204 66H206V67H204ZM216 66H218V67H216ZM257 66V67H256ZM103 69H102V68ZM152 67H153V69H152ZM178 69H177V68ZM227 67H229V66H227ZM88 68V67H87ZM87 68H86V71H87ZM96 68L94 67L93 69L94 70H96ZM110 68V69H109ZM113 68H115L114 70H116V67H113ZM147 68H148V66H147ZM184 70H183V69ZM236 69H237V67H235ZM243 68H247V65H246V67H243ZM18 69V68H17ZM171 69V70H170ZM177 69V70H176ZM190 69H192V70H190ZM207 69V70H206ZM228 69L230 70V71H228ZM4 70H6V72H4ZM10 70V71H9ZM85 70V69H84ZM89 70V69H88ZM216 70V71H215ZM8 71H9V78L7 77V78H5L6 76H8ZM13 71V75H12V77H11V72ZM98 71H96V73L98 72ZM104 71V70H103ZM103 71H102V73H103ZM124 72L126 75H125V77H124V74L122 75L123 77H124V80H122L121 79V85H120V82H119V80L117 81L116 79L114 80V83L115 82H117V84H115V86H114V84H111V85H113L114 86V88L116 87V86H118L120 89H118V91H117V93L120 91V93H121V90H122V88L124 87V85H125V88L127 87L126 86V84H130V82H129V79H126L127 78V75L129 74V72ZM188 71H186V72H188ZM105 72V71H104ZM118 72H120V69L117 71H115V75L118 73ZM123 72H121V73H123ZM233 72H234V70H233ZM106 73V72H105ZM114 73V72H113ZM97 74H99V73H97ZM104 74V73H103ZM104 75H106V74H104ZM113 75V74H112ZM115 75H113V78H114V76ZM118 75H119V77H120V74L118 73ZM108 76H109V73H108ZM161 76V77H160ZM99 77V76H98ZM118 77V76H117ZM118 77V78H119ZM129 77V76H128ZM208 77V78H207ZM120 78H122V77H120ZM5 79V80H4ZM6 79H8V80H6ZM107 80V79H106ZM109 82H108V80H107V83H112L111 81V76H110V78H109ZM103 81H104V79H103ZM162 81V82H161ZM169 82V83H168ZM6 83V84H5ZM13 83V84H12ZM0 84V85H1ZM13 85V86H12ZM109 86V85H108ZM10 87V86H9ZM9 87H8V85H7V95H8V93H9V91L11 90V93L13 94V95H11V93H10V95H9V97L6 95V97L4 98L5 100H6V98L8 97V98H10L11 96H12V98L14 99V97L15 98H17V95L16 94H14L13 93V88H11L10 90H9ZM117 87V88H118ZM108 88V87H107ZM109 88H110V86H109ZM111 88H112V91H115L116 92V89L115 90H113V87L111 86ZM130 88V87H129ZM1 90H0V92H1ZM5 92H6V90H5ZM4 92V93H5ZM2 94H4L3 93V91L1 92ZM119 93V94H120ZM118 94V95H119ZM113 95H115V97L116 96H118L117 94H115V93H113ZM1 97H2V95H1ZM1 97H0V102H3V103H0L1 104V106H0V108L2 107L3 109L5 108V106H7V105H5V103H6V101L5 100H3V98H2V100H1ZM3 97H4V95H3ZM119 97H121V94H120V96ZM119 97H116V98H114V99H118ZM15 100H17V99H15ZM119 100H120V98H119ZM10 101H11V99H10ZM19 102H20V100H18ZM18 101H17V103H18ZM8 102V101H7ZM16 102V101H15ZM12 102H10V105H9V107H6L5 109H9V112L11 113L12 111L10 110V107H12L11 105H14L13 103L11 104ZM9 104V103H8ZM16 105V104H15ZM169 106V107H168ZM14 107V106H13ZM4 109V110H5ZM14 108H12V110H13ZM171 109H172V107H171V105L168 103V104H165L164 106H162L159 110H158V120H159V122H160V124L161 125H165V122H166V120L168 119V117L170 116V113H171ZM4 110H2V112H0V114L2 113V116H0L1 118H0V120L2 119V121H3V118H5V116L4 115H6V116H9V114L7 115V114H4V112H6L7 113V111H4ZM1 111V110H0ZM15 112V111H14ZM25 112H26V114H28L27 113V110H25L23 113L25 114ZM119 112V111H118ZM214 112H215V108H213V106H211L210 107V109H209V113H210V116L211 115H213L214 114ZM4 114V115H3ZM15 114H16V117H17V115H18V113L16 112V113H14L13 114V116L14 117H12V114H10L11 116L10 117H12V118H14L15 119V121H16V117H15ZM118 114H120L121 115V113L119 112ZM4 116V117H3ZM122 116V115H121ZM3 117V118H2ZM12 118L10 119V121H12ZM14 119H13V121H14ZM207 119L208 118H206V119H203V121L201 122V123H206L207 122ZM5 120V122L3 121V123H5V126H3V125H1L0 126V129L2 128H6V130H7V128H9V129H12L13 127H12V125H11V123L9 124V125H11V126H8L7 127V125H8V122H9V119L7 118V121H6V119H4ZM12 121V122H13ZM238 125H240V127H238ZM251 127H252V124H251V122H243V123H241V124H237V125H235L234 127H232L231 128V133L232 134H234V135H237V137H236V140H235V145H236V147L238 148V149H240L242 152H244V154H248V153H250L252 150H255V149H257L258 147H256V144H255V142L252 140V139H245V140H243L242 139V137H243V135L244 134H246L247 132H248V130H250L251 129ZM246 129V130H243V129ZM8 129V130H9ZM5 129H4V131H3V133H2V130H0V143L2 144V146H0V160L3 162V160H4V162H3V164L6 166V168H7V165H10V167L8 166V168H10L9 170V173L7 174V178H9V179H7L9 182H10V184H11V186L14 188V190H16V192H18L19 191V193H23L24 191H25V189H23V188H21V187H17V186H15L16 185V182H17V180L16 179H18L19 177H25L26 179H27V181H29V183L32 185V187H34V184H35V182H37V180H39L38 178V175H37V173L39 174V168L37 167V165L35 166V165H32L33 167H36V169H34L33 167H30L29 165H31L32 164V159L31 158H27V159H29V160H24L23 159V157L21 156H19L21 153H19L18 154V152H20V151H17V149H18V147L16 148L15 146H17L16 144H15V146H14V144L13 143H18L17 141H16V139L15 138H12L11 140H10V138L8 137L7 138V131H6ZM241 131H243V132H241ZM6 132V133H5ZM5 133V134H4ZM6 136V137H5ZM5 138L6 139V142H5V139L3 140V138ZM239 139V140H238ZM14 140H15V142H14ZM250 140H252V142H250ZM5 144H3V143ZM10 142V143H9ZM9 143V144H8ZM7 144V145H6ZM13 144V145H12ZM165 143H163V146H162V149H163V152H164V155L165 156H168V154H169V146L167 145V144H165ZM249 144V145H248ZM9 146H11V147H9ZM168 146V147H167ZM10 148V149H9ZM3 149V150H2ZM7 149H8V151H7ZM14 149H16V150H14ZM263 150H264V147L262 148ZM10 150V151H9ZM248 150V151H247ZM7 151V152H6ZM3 153V154H2ZM5 153V154H4ZM15 153H17V154H15ZM2 155V156H1ZM3 155H4V157H3ZM9 155V156H8ZM17 155V156H16ZM10 157H11V160H10ZM14 157V158H13ZM4 158V159H3ZM18 159H21V160H23L24 161V163H23V161H19ZM30 159H31V161H30ZM15 160H16V162L18 161V163H16L15 162ZM34 160V159H33ZM26 161V162H25ZM31 162L30 164H29V162ZM28 162V163H27ZM34 162V161H33ZM12 163H14V167L12 168V166H13V164ZM195 163L197 164V165H199L200 166V168H197V169H189V170H187L186 171V174H185V177H184V180H185V182H184V184L186 185V186H182L183 188L185 187V188H187V183L189 182V184L190 185H188V188H187V190H189L190 191V194H189V196H188V193H189V191H187L185 188H184V190H185V192H183L184 190H183V188H182V196L180 197L181 198V200H182V198H184L183 200H182V202L184 203L185 202V204H183L182 205V203H181V205L183 206L182 208H181V211H180V232L181 231H183V230H185V231H187V230H189V231H192V230H194V229H192V228H194V227H192V224H190V222L192 223V222H194L195 220H198V221H200L201 219H202V217L201 216H206V214H207V212H204V211H206L205 209L207 208V207H205V205L207 204L206 203V201L202 198L203 196H202V194L204 195V193H211V194H213V195H220V194H222V192L224 193V190L225 191H229V192H237L236 191V189L238 188H240L241 190H242V192H241V190L239 189L238 190V192H239V194H240V196H241V198L243 199V201H244V204L245 205H248V206H250L249 204L251 203V204H253V205H251V209L252 208H254L256 205H259V195H261L262 193V191L264 190V187H262L261 189H263L262 191H261V189L259 188L258 189V187H256V185H262L263 186V184L262 183H254V184H256L255 186H253L254 184L252 183V188L251 189H249L250 187H251V185H250V183H248V182H244V181H240V182H238V185L240 186V185H242L243 186V189H244V187H245V191L242 189V187H239L238 185V187L235 185V184H237V182L233 185H228L227 186V184L224 186L223 184H225V182L223 181V182H220L222 179L220 178L221 176V174H223L221 171H218V170H210V168H207V167H202L201 165V162L199 161V160H195ZM17 164V165H16ZM22 164V165H21ZM25 164V165H24ZM33 164H35V162L33 163ZM116 164V165H115ZM21 165V167H19ZM26 165H28V166H26ZM121 166V167H119V166ZM4 166V167H5ZM23 166H25V167H23ZM116 168H115V167ZM118 166V167H117ZM19 169H18V168ZM26 167H28V168H26ZM122 167L123 168H125L124 166H123V164H122V161L121 160H116L115 161V163H114V165H113V168H112V170H99L98 168L95 170V172L97 173V174H100V175H104V176H106V177H109V178H111V179H114V180H125V179H127L128 178V176L129 177H133V178H138V179H150L151 178V176H152V174L150 173V172H145V171H143L142 169H141V166H140V164L138 165V164H135V165H131L130 167H129V170H127L126 168L125 169H122ZM21 168H22V170H21ZM25 168V169H24ZM32 169V172H31V169ZM118 168H120V169H118ZM12 169H14V170H12ZM18 169V170H17ZM27 169H29L28 171H27ZM115 169V170H114ZM209 169V170H208ZM36 172H35V171ZM37 170H38V172H37ZM6 171V173H7V171H8V169H6L5 170ZM116 171V172H115ZM123 171H125V172H123ZM218 171V172H217ZM29 172V173H28ZM33 172H35L34 174H32ZM205 172V173H204ZM221 172V173H220ZM6 173H5V176H6ZM16 173H18V176H15V175H17ZM128 173V174H127ZM208 173V174H207ZM123 174V175H122ZM9 175V176H8ZM22 175V176H21ZM125 175V176H124ZM197 175V176H196ZM15 176V177H14ZM120 176V177H119ZM196 176V178L194 179V177ZM36 177V178H35ZM65 178V180H64V178ZM62 177V181L63 182H61V180H59L61 183H62V185H60L61 183H59V181H58V185H60L61 186V189H60V187L58 188V185L56 186L57 188H55L54 186H53V188H55V189H57L58 190V193L56 192V194H53V188L51 187L50 188V193L49 194H53L52 195V197H54L55 198V200L57 201V203H60V204H64V205H66L65 207H70L71 209H74V210H80V209H82L83 207H84V205H87V206H90V208H91V206H92V208L93 209H96L95 211L94 210H92L93 212H92V214H93V216L95 217V218H97V220H99V219H101V220H99V222H101V221H103L104 222V224H106L107 222H110V223H112V224H108V226L106 225V227L108 228V230H109V232H111V234L112 235H114V237H112V238H110L109 240H105V242L103 241L102 243H103V245H102V243H101V245L102 246H106V248L107 249H116V250H123L122 249V247L124 248V250H126V248L128 249V247H130L129 249H128V251L129 252H127L126 251V255H127V253H128V256H126L125 255V258H123L121 261H119V262H121V264H123V262H124V264L126 263H128V264H141V263H143V264H153V263H155V262H157V263H155V264H160V262L159 261H161V260H158L159 258L161 259V255H160V249H162L163 247H167L168 248V250L169 251H171V252H173L174 254H177V255H179L181 258H182V260L183 261H185V263L184 264H186V262H188L187 264H228V263H230V264H248V262H249V260H250V256H249V259L247 258V256H244V252H242L240 249H238V242H239V239H237L236 237H234L233 238V236H234V234H233V232L232 231H229V229H225L222 225L223 224H221L220 225V223L218 224V223H216V222H214V225L216 224V226H214V227H216V228H214V231H215V233L213 234V235H210V233L208 234L207 233V231H205V232H202V233H200L198 236L196 235V234H193V232H192V234L193 235H189L188 233L189 232H181V235H180V242H179V244L180 245H178V246H175V245H173V240L170 238V239H168L167 241H165V242H163L162 240H159V238H157V237H155L156 236V234L154 233V232H148V233H140L141 231L140 230H142L143 229V226H144V222L143 221H140V220H138L137 219V221H136V218L134 217V216H132L131 214H128V218H126V217H124L125 215H127V214H124V216H123V218H126L125 219V221H124V219L122 218V215H119V217H117L116 216V212L114 213V212H112V208H110V207H113V208H115V206H117V207H122V209H123V207H124V203H115V204H117V205H115V204H112V203H110V204H99V202H95V203H93L92 202V204H91V202H88V203H82V204H79L73 197H74V195H75V184H76V180H75V178L73 177V176H70V175H68V174H66V177H65V175ZM215 177V178H214ZM68 178V179H67ZM15 179V180H14ZM33 180V181H32ZM67 180V181H66ZM217 180H219V182H217ZM207 181V182H206ZM31 182H33V183H31ZM66 182V183H65ZM200 182V183H199ZM12 183H15V184H12ZM191 183H192V185H194L191 189H190V187H191ZM194 183V184H193ZM219 183H221V184H219ZM64 184V185H63ZM249 184V185H248ZM213 185V186H212ZM222 185V186H221ZM258 185V186H259ZM63 186V187H62ZM234 186V187H233ZM194 187H197V188H199V189H197V192L195 193V190L193 189ZM223 187V188H222ZM232 187H233V189H232ZM235 187H237L235 190H234V188ZM254 187H256V189H254ZM218 188V189H217ZM221 188V189H220ZM248 190H247V189ZM54 189V190H55ZM201 189V190H200ZM203 189V190H202ZM213 189V190H212ZM216 189V190H215ZM224 189V190H223ZM258 189V190H257ZM193 190V192H191ZM200 190V191H199ZM209 190V191H208ZM218 190V191H217ZM221 190H222V192H221ZM230 190H232V191H230ZM247 190V191H246ZM187 191V192H186ZM206 191V192H205ZM208 191V192H207ZM211 191H213V192H211ZM249 191V192H248ZM251 191H253V193H252V195L255 197V199H256V197H258V199L256 200L257 201V203H256V201L253 203V202H250V200L247 202V200L245 199V198H247L248 196L249 197H252L251 196ZM257 191V194H255L254 192H256ZM260 191V192H259ZM238 192H237V194H238ZM184 193H186V195L184 194ZM263 193H264V191H263ZM195 194H196V196H195ZM184 195H185V197H184ZM257 195V196H256ZM187 196V197H186ZM198 196V197H197ZM191 197H193V199L191 198ZM187 198H188V200H190V201H188L187 200ZM199 200L200 202H198V201H196V200ZM249 199V198H248ZM251 199V198H250ZM191 200H192V202H191ZM204 200V201H203ZM196 201V202H195ZM203 201V202H202ZM252 201V200H251ZM30 202V201H29ZM25 202L24 204H25V206L26 207H28V210H27V212L26 211H24V213L26 212V216H24V214H23V212H22V214H23V217H26L28 220H29V223H30V221L33 223V221L35 220H37L39 223H36V224H41L42 223V221H43V224L45 223H47L46 221H48V222H53V223H61V224H63V222H64V224L65 225H67V220H69V223L68 224H71V223H73V221H72V219L69 217V216H64L63 217V220H62V218L60 219L58 216H57V214H52L51 212H49V210H47V205H44L43 203V206L44 207H46L45 209H44V211L45 210H47L46 212H44L43 211V209H42V212H44V213H38V212H36V213H32L31 214V209L29 208V205H31L32 204V202ZM181 202V201H180ZM193 202H195V203H193ZM198 202V203H197ZM246 202H247V204H246ZM29 203V204H28ZM98 203V204H97ZM189 203H191V204H189ZM205 203V204H204ZM249 203V204H248ZM96 204V205H95ZM186 204H187V206H186ZM194 204H196V205H198V206H196V205H194ZM202 204V206H201V208L203 209H201L200 208V205ZM256 204V205H255ZM63 205V206H64ZM68 205V206H67ZM71 205V206H70ZM77 205V206H76ZM79 205V206H78ZM93 205H95L97 208H95V207H93ZM107 205H109L110 207V210H109V212H107L108 210H107ZM113 205H115V206H113ZM126 206V205H125ZM208 206V205H207ZM252 206H254V207H252ZM116 207V208H117ZM198 207V208H197ZM204 207V208H203ZM91 208V209H92ZM108 208V209H109ZM104 209V210H103ZM197 209H199V210H197ZM201 209V210H200ZM249 209V208H248ZM30 210V211H29ZM107 210V211H106ZM114 210V209H113ZM186 210V211H185ZM33 212V211H32ZM47 212H48V214H47ZM200 212H203V213H205V214H202V213H200ZM105 213V214H104ZM195 213V214H194ZM22 214H20V215H18V217L16 218V219H18L19 220V218L21 219V215ZM33 214H35L37 217H38V219L35 217L34 218V215ZM47 214V215H46ZM49 214H52L53 216L54 215H56L57 216V218L54 216H49ZM184 214V215H183ZM187 214V215H186ZM201 214V215H200ZM209 214V213H208ZM109 215L111 216V217H109ZM188 215L190 216L189 217V219H188ZM29 216V217H28ZM41 216H43L42 217V219H41ZM104 216V217H103ZM195 216H197V217H199L200 216V220L198 219V218H196ZM50 219H49V218ZM52 217L53 218H55V220H53L52 219ZM116 217H117V219H116ZM183 217V218H182ZM186 217V218H185ZM207 217V219L209 218V216H206ZM11 218H14L15 219V216L13 217V216H11ZM30 218H31V220H30ZM67 218V219H66ZM68 218H70V219H68ZM108 218V219H107ZM118 218L120 219V220H118ZM134 218V219H133ZM195 218V219H194ZM57 219H58V221L59 222H57ZM116 219V220H115ZM123 219V220H122ZM204 219H206L205 217H204ZM206 219V220H207ZM41 220V221H40ZM107 220V221H106ZM118 220V221H117ZM122 220V221H121ZM131 220V221H130ZM209 220V219H208ZM35 221H34V223H35ZM106 221V222H105ZM129 221H130V223L132 222V224L131 225H126V224H130L129 223ZM136 221V222H135ZM219 221H222L221 223H223V220H219ZM97 222V221H96ZM118 222V223H117ZM189 222V223H188ZM98 223V222H97ZM120 223V224H119ZM121 223H124V224H121ZM196 223H198L197 221H195V224ZM47 224H49V223H47ZM52 224V223H51ZM189 224V225H188ZM194 224V225H195ZM100 225H102V222H101V224ZM119 225V226H118ZM127 229V230H129L128 232L129 233H131V234H129V235H127V239H126V235L125 236H120L121 234H122V232L121 231H124V230H122V229H120V228H123V226ZM182 225V226H181ZM191 225V227H189ZM104 226V225H103ZM127 226V227H126ZM184 226V227H183ZM213 226V225H212ZM240 225H238V226H235V228H237V227H239ZM110 227H112V228H117V230L116 229H111ZM208 227H210L209 225H208ZM124 228V229H125ZM129 228V229H128ZM188 228V229H187ZM218 228V229H217ZM222 228V229H221ZM120 229V230H119ZM217 229V230H216ZM223 230V231H222ZM133 231H134V233H136V235L133 233ZM138 231V232H137ZM218 231V236H217V232ZM114 232V233H113ZM184 233V234H183ZM185 233H186V235H185ZM138 234V235H137ZM141 234V235H140ZM191 234V233H190ZM207 234V235H206ZM216 234V235H215ZM135 235V236H134ZM194 238H193V237ZM203 236V237H202ZM207 236V237H206ZM231 236V237H230ZM118 237V238H117ZM131 237V238H130ZM132 237H135L134 239L132 238ZM153 237V238H152ZM186 237H188V239L189 240H186ZM190 237V238H189ZM197 237V238H196ZM206 237V238H205ZM212 237V238H211ZM150 238V239H149ZM152 238V239H151ZM194 240H193V239ZM207 238H209V240L207 239ZM234 239V240H231L232 242H230V240L229 239ZM119 239V240H118ZM138 239V240H137ZM192 239V240H191ZM237 239V241L235 242V240ZM113 240V241H112ZM128 240H129V242H128ZM134 240H136L135 241V243H133L134 242ZM143 240V241H142ZM146 240V241H145ZM191 240V241H190ZM198 240V241H197ZM201 240V241H200ZM206 240V241H205ZM216 240V241H215ZM228 240V241H227ZM195 241V242H194ZM202 241H203V243H202ZM212 241V242H211ZM221 241V242H220ZM226 241V242H225ZM234 241V242H233ZM144 242V243H143ZM187 242V243H186ZM189 242H190V244H189ZM197 242V243H196ZM32 243H34V242H31L30 243V245L31 246H33L32 245ZM130 243V244H129ZM224 243V244H223ZM28 244V245H27ZM27 244H25L23 247H25V251H28V249H29V252H26V254H25V251L23 250V248L21 249V251L20 252H22V253H19V254H16V255H14L15 257H14V259H13V256H11V255H9V256H11V258H12V262H10L9 260L10 259H8V258H6L8 261H5L6 263L5 264H9V263H11V264H28V263H31V261H32V259H33V263L34 264H44V262H45V264H72L73 262V260H74V263L73 264H105V259L102 257L103 255H100L99 254V252L97 253V251H86V250H82V252L84 253H82L81 252V250H78V253L76 252L77 250H75L74 252L72 251V250H68L67 251V253H65L64 254V256L62 257V258H64V259H62V258H56V257H54L53 258V256L51 257V255L49 256V254H47V253H45V252H43L41 249H39V247L37 246V245H34L33 246V248L32 247H28V246H30L29 245V243H27ZM35 244V243H34ZM132 244H133V246H132ZM185 246H184V245ZM188 244V245H187ZM208 244V245H207ZM26 245H27V247H26ZM187 245V246H186ZM221 245V246H220ZM128 246V247H127ZM137 246V247H136ZM212 246V247H211ZM218 246V247H217ZM132 247V248H131ZM215 247H216V249H215ZM221 247V248H220ZM237 247V248H236ZM262 247H264V245L262 246ZM262 247H260L256 252H257V254H253V255H256L257 256V258H253V257H256V256H251V261L249 262V264H264V255H263V251H264V249L262 248ZM205 248H206V250H205ZM31 249V250H30ZM263 249V250H262ZM130 250H133L132 252H130ZM158 250V251H157ZM207 250H209V251H207ZM261 250V251H260ZM142 252V254H140L141 252ZM237 251V252H236ZM154 252V253H153ZM204 252V253H203ZM240 252V253H239ZM255 252V253H256ZM41 253V254H40ZM72 253V254H71ZM88 253V254H87ZM96 253V254H95ZM211 253V254H210ZM83 254V255H82ZM158 254V255H157ZM208 254V255H207ZM19 255V258L18 257H16V256H18ZM38 255H40V256H38ZM43 255V256H42ZM48 255V256H47ZM75 255H77L76 257H75ZM147 255V256H146ZM235 255H237V256H235ZM241 255V257H239ZM243 255V256H242ZM259 255V256H258ZM35 256V257H34ZM44 256H47V257H44ZM67 256V257H66ZM74 256V257H73ZM80 256H81V260H80ZM130 256H132V257H130ZM30 259H29V258ZM39 257H41V260H40V258ZM49 257V258H48ZM87 257V258H86ZM97 257V258H96ZM153 257V258H152ZM155 257V258H154ZM158 257V258H157ZM203 257H205V258H203ZM242 257H245V258H247L246 260L248 261H246L245 260V258H243L242 259ZM16 258V259H15ZM39 260V261H41V262H39L37 259ZM43 258H44V260H43ZM46 258H47V260H46ZM77 258V259H76ZM94 258V259H93ZM99 258H101V259H99ZM129 258V259H128ZM135 258V259H134ZM196 258V259H195ZM237 258V259H236ZM258 258L260 259V260H258ZM28 261V263H27V261ZM57 259V260H56ZM72 259V260H71ZM147 259V260H146ZM154 259H155V261H154ZM199 259H201V260H199ZM239 259V260H238ZM256 259H257V261H256ZM13 260H15V261H13ZM18 260V261H17ZM25 260V261H24ZM37 260V261H36ZM61 260H64V261H61ZM80 260V261H79ZM136 260V261H135ZM138 260V261H137ZM139 260H141L140 262H139ZM153 260V261H152ZM197 260V261H196ZM240 260H243V261H240ZM254 260V261H253ZM19 261H20V263H19ZM34 261H36V263L34 262ZM44 261V262H43ZM50 261H51V263H50ZM52 261H54V262H52ZM56 261V262H55ZM61 263H60V262ZM77 261V262H76ZM93 261V262H92ZM236 261H239V262H236ZM259 261V262H258ZM46 262H48V263H46ZM139 262V263H138ZM191 262V263H190ZM196 262V263H195ZM217 262H219V263H217ZM255 262V263H254Z\"/></svg>",
  "mask_w": 264,
  "mask_h": 264
}]
</instances>
